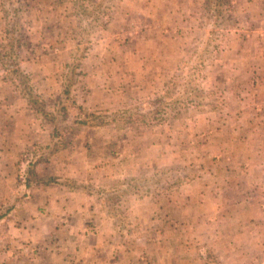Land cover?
Instances as JSON below:
<instances>
[{
  "label": "rangeland",
  "instance_id": "374dc122",
  "mask_svg": "<svg viewBox=\"0 0 264 264\" xmlns=\"http://www.w3.org/2000/svg\"><path fill=\"white\" fill-rule=\"evenodd\" d=\"M14 18L0 264H264V0H0L2 62Z\"/></svg>",
  "mask_w": 264,
  "mask_h": 264
},
{
  "label": "trees",
  "instance_id": "16d2710c",
  "mask_svg": "<svg viewBox=\"0 0 264 264\" xmlns=\"http://www.w3.org/2000/svg\"><path fill=\"white\" fill-rule=\"evenodd\" d=\"M8 14H9V12L4 10V15L6 17L8 16ZM220 14H221V12H220V10H218V16ZM10 21H12V22H10ZM10 21H6V33L8 34V37H9L8 39H10V41L8 42V45H9L10 50H11L10 51V55H9V57H7L6 55H3V58L5 59L4 62H2L0 60V68L5 67L6 69H8V68L13 69L14 68V66L16 65V63H14V61L17 58V56L19 55V53H20L19 50L23 46V44H20L21 43V38H19V35H15V34L19 33V27L16 28V26H15L17 23H19L17 18H14V20H10ZM16 36H18V38ZM79 43H80V41H79ZM76 52H79V50H77ZM82 57L83 56H81L80 59H84L85 58V57H83V58ZM76 59L78 60L79 57H77ZM199 59H201V58L199 57ZM1 62L3 63L2 64L3 66H1ZM195 62H197L196 59L194 60L193 63H195ZM200 66H202V64L199 65V62H197L196 65L191 64L189 69L186 72H184L185 73V78L184 79H188L189 83H191L190 90L193 93H195V95L199 96V98H202V97L205 98L207 96V94L203 90V87H201L202 80H200V76L203 74V72H202V69L200 68ZM12 72L15 73L18 78H21L23 76L25 78H28V75L24 74L22 72L19 73L16 70H13ZM21 75H23V76H21ZM26 94L27 95L22 94L23 95L22 97L25 98L29 108H31V110H34L36 112V110L34 109V100L31 99L32 98L31 92H28ZM175 95H176V97H170L169 99H167V101L164 104V107L166 105V108H163L161 110H165L166 111L167 109H170L171 111H176V113H180L181 111H185L189 105H192V104L194 105L195 104L194 100L190 99L187 96L188 95L187 92H185V93H183L181 95H180V92H178ZM53 107L54 108H53L52 111H48V112H43L42 113V115L44 116V118L46 120H48V122L55 121L58 118V116H57L58 112L61 111L62 114L66 113L67 109H68V104H67V102H63L62 99H58V100H56L54 102ZM154 113H156V114L153 116L151 121L158 120V121L162 122V121L166 120V118L160 117L161 111H157V112H154ZM143 121L147 124V121L145 119H143ZM143 121L141 122V124H144ZM78 123L86 124L85 121H80V120H78ZM127 123H131V122L128 121ZM136 124H140V120H136ZM146 124H145V126H146ZM47 183H53V181L51 179H49Z\"/></svg>",
  "mask_w": 264,
  "mask_h": 264
}]
</instances>
